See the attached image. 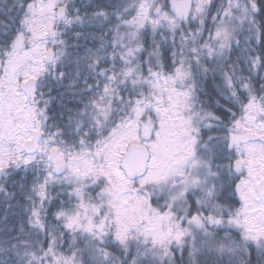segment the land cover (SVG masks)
Returning <instances> with one entry per match:
<instances>
[{"label": "snow or ice", "instance_id": "obj_1", "mask_svg": "<svg viewBox=\"0 0 264 264\" xmlns=\"http://www.w3.org/2000/svg\"><path fill=\"white\" fill-rule=\"evenodd\" d=\"M0 264H264V0H0Z\"/></svg>", "mask_w": 264, "mask_h": 264}]
</instances>
